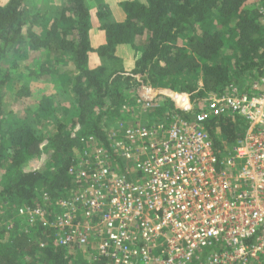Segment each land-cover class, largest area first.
Instances as JSON below:
<instances>
[{
	"label": "trees",
	"instance_id": "trees-1",
	"mask_svg": "<svg viewBox=\"0 0 264 264\" xmlns=\"http://www.w3.org/2000/svg\"><path fill=\"white\" fill-rule=\"evenodd\" d=\"M29 1H0V264H94L84 252L57 245L51 231L19 210L44 207L46 193L50 218L55 203L76 189L69 171L82 154L80 136H93L113 154L107 129L116 121L124 128L136 126L135 115H148L137 122L148 126L173 118L192 121L212 96L234 89L255 94L264 75V0H129L121 5V23L108 22L110 11L100 5L97 17L106 43L97 49L90 40L86 0H61L48 21L27 8ZM43 20L45 33L39 34ZM120 45L134 51V70L120 68ZM91 53L101 59L95 68ZM52 78L71 97L70 125L56 119L59 105L46 94L26 116L6 111L7 89L23 103L32 97L31 87L16 84ZM150 85L166 95L149 98ZM51 119L55 133L40 132ZM244 128L236 117L205 125L220 157L232 152Z\"/></svg>",
	"mask_w": 264,
	"mask_h": 264
},
{
	"label": "built area",
	"instance_id": "built-area-1",
	"mask_svg": "<svg viewBox=\"0 0 264 264\" xmlns=\"http://www.w3.org/2000/svg\"><path fill=\"white\" fill-rule=\"evenodd\" d=\"M254 88L212 96L192 121L115 123L113 154L80 136L76 189L50 218L46 193L20 215L94 264H264V75ZM225 117L245 128L220 157L205 125Z\"/></svg>",
	"mask_w": 264,
	"mask_h": 264
},
{
	"label": "rangeland",
	"instance_id": "rangeland-1",
	"mask_svg": "<svg viewBox=\"0 0 264 264\" xmlns=\"http://www.w3.org/2000/svg\"><path fill=\"white\" fill-rule=\"evenodd\" d=\"M1 3H5L7 0H0ZM93 0H87L88 6L92 9L93 6L97 7V3L96 2H92ZM98 1V0H95ZM109 2V4H111V6L115 9L116 7H118V4L123 1V0H107ZM126 1V0H124ZM142 1V0H139ZM62 1L61 0H42V1H38V0H31L27 3V8L30 10H39L41 11L40 14H42V16L48 21L49 19L53 18L54 15L58 12L59 7L61 6ZM97 11V9H96ZM93 21H94V26L98 27V22L96 16L93 15ZM43 23L44 20L42 22L41 25L38 26V32L39 34H44V29H43ZM97 29V28H96ZM98 41V40H96ZM94 63L96 62V60L93 61ZM2 65L4 68H7L10 65V62H8L7 59L2 61ZM117 67V65L114 64H109V69H115ZM25 84H29L32 90V97L29 99H26L23 103H19L15 100V96L13 93V90H9L7 89L6 93H5V109L7 112H14L17 116L23 117L26 116V109H30V111L35 110L37 103L39 101V99H41L40 97H42L43 94H46L47 96H52L51 98L55 100V102L59 105L58 107V111L56 114V119H62L64 121L65 125H70L72 118H73V114L75 113V108L73 107L72 103H71V97L69 95L68 92L64 91V88L57 82H54V79H49V80H31V79H27L24 81H20L18 84L16 85H24ZM201 82H199L200 84ZM152 87V94H157L158 92V88L156 86L150 85ZM27 116H31L30 113ZM149 116L146 115L144 117L142 116H137L135 115L134 119H136V121L138 120H142L145 122V120H148ZM51 121V125L47 126V128L43 131L40 132H44L47 133V135H51L53 133H55L56 129H57V125H56V120H49ZM111 124V123H110ZM49 125V124H48ZM114 125H111L110 127H113ZM38 164V163H37ZM33 165V164H32ZM39 166V165H38ZM33 167H36V165H34ZM1 213V212H0ZM1 216V214H0Z\"/></svg>",
	"mask_w": 264,
	"mask_h": 264
},
{
	"label": "crops",
	"instance_id": "crops-1",
	"mask_svg": "<svg viewBox=\"0 0 264 264\" xmlns=\"http://www.w3.org/2000/svg\"><path fill=\"white\" fill-rule=\"evenodd\" d=\"M40 1H42V0H40ZM93 1L98 4L97 7L93 6V8L91 9L88 6L87 0H86V4H87V6L89 8L90 16H91L90 40H91L92 47L94 49H97L98 47H100L101 45L106 43V34L102 30V28H101L102 23L98 20V17H97L99 6L100 5H105L109 9L110 17L108 19V22H110V23H121V22H123L125 20V13H124L123 8L121 6L122 3L125 2V1L124 0L121 1L118 4V7H116L115 9L111 6V4H109V2L107 0H98V1L93 0ZM126 1H129V0H126ZM96 9H97V11H96ZM93 15L96 16V18H97V21H95V22H98V27L94 26ZM96 40H98V41H96ZM116 56L119 59L120 68H124L126 71L134 70L135 62H136V56H135L134 51L128 45H120V46H118L117 49H116ZM89 58H90V66L92 68H95V67H97L98 65L101 64V59L95 53H91ZM94 60H96L95 63L93 62ZM149 90L150 91L147 93V95H149V98L151 96L154 97V96H156L158 94L166 95L164 93H167V91H163V90L161 91V90L158 89V91H157L158 93L157 94H152V92H151L152 87L151 86H149ZM149 98H148V101H150ZM141 99L142 100H146L147 98L146 97H141L138 100H141ZM169 121H171V120H169ZM119 122L120 121H116V123H119ZM137 122L138 121H136V123ZM139 123L143 124L144 122H139ZM165 123H167V122L164 121V124ZM149 125H152V124H149ZM85 257L87 259H90L88 255H85ZM85 257H84V259H85Z\"/></svg>",
	"mask_w": 264,
	"mask_h": 264
}]
</instances>
